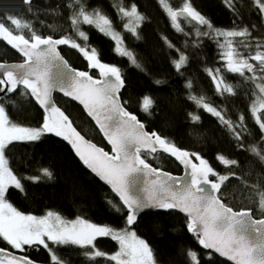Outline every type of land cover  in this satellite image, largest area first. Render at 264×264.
Returning a JSON list of instances; mask_svg holds the SVG:
<instances>
[{
	"label": "trees",
	"instance_id": "obj_1",
	"mask_svg": "<svg viewBox=\"0 0 264 264\" xmlns=\"http://www.w3.org/2000/svg\"><path fill=\"white\" fill-rule=\"evenodd\" d=\"M166 1L172 10L189 9L203 23L178 15L174 20L161 0H0V21L27 39L65 41L60 50L76 68L87 70L90 56L117 68L126 81L122 100L147 129L202 159L212 169L211 178L219 180L225 204L263 218L264 109H258L257 81L264 83V68L239 72L224 57L231 51L249 58L254 51L264 55V0ZM86 13L107 18L123 48L85 20ZM242 31L247 33H225ZM0 60L23 58L0 37ZM91 73L98 76L97 69ZM55 98L79 132L110 151L80 106L58 94ZM0 102L9 122L43 127L45 115L24 88ZM5 154L21 184L10 186L5 200L19 213L53 212L119 230L130 227L121 201L78 160L61 132L10 142ZM148 160L182 172L170 154ZM131 228L148 243L158 264H230L202 250L199 238L188 232L187 219L175 211L146 212ZM49 243L53 249L45 246ZM56 244L26 245L19 251L50 264H117L104 254L118 248L109 235L97 236L92 245ZM97 250L100 255H91Z\"/></svg>",
	"mask_w": 264,
	"mask_h": 264
},
{
	"label": "water",
	"instance_id": "obj_2",
	"mask_svg": "<svg viewBox=\"0 0 264 264\" xmlns=\"http://www.w3.org/2000/svg\"><path fill=\"white\" fill-rule=\"evenodd\" d=\"M179 18H192L177 10ZM0 37L22 61L0 60V98L24 88L45 114V134L61 131L78 160L129 210V225L150 211L176 209L190 219L199 245L230 264H264V218L251 209L235 210L220 197L221 187L203 166L197 167L186 149L170 155L182 166L175 175L156 168L142 153H168L159 133L149 131L122 100L126 81L119 70L90 56L98 76L74 67L63 55V41L54 36L27 39L0 21ZM80 106L103 137L107 150L70 122L55 95ZM0 264H50L0 247Z\"/></svg>",
	"mask_w": 264,
	"mask_h": 264
},
{
	"label": "rangeland",
	"instance_id": "obj_3",
	"mask_svg": "<svg viewBox=\"0 0 264 264\" xmlns=\"http://www.w3.org/2000/svg\"><path fill=\"white\" fill-rule=\"evenodd\" d=\"M166 6L174 20L178 19L175 11L168 7L166 0H161ZM183 9H186L183 7ZM193 15L198 16L193 13ZM85 20L93 21L98 27L117 44V47L123 48L120 42V33L112 29L109 20L97 14L86 13ZM199 17V16H198ZM227 35H244L247 32H225ZM216 35H219L218 33ZM88 57V56H87ZM239 56L231 51L225 59H228L230 69L244 72L245 70L254 71L255 66L264 68V55L258 51H254V55ZM257 77H260L259 75ZM261 78V77H260ZM259 89L258 109H264V83L261 79L257 81ZM2 88L0 87V90ZM42 128L25 127L9 122L3 112L0 102V236L3 238L6 248L18 251L32 244H46L53 242L54 245L64 243L88 244L92 245L99 235H109L116 239L118 248L115 252L106 254L108 258L114 260L117 264H158L152 254L148 243L137 233L134 228L130 227L122 229H114L109 226L96 225L95 223L82 219L68 220L61 215L53 212H47L44 215L19 213L13 206L5 200L6 191L10 186H21L19 179L12 172L7 156L5 154L6 146L13 141H28L38 139ZM59 132L60 131H56ZM146 160L155 157L150 153H142ZM197 162L199 166L207 169L208 173H212V169L208 167L202 159ZM149 161V160H148ZM201 162V163H200ZM219 181V180H216ZM46 247L53 249L54 246L49 243ZM91 255H100L97 250Z\"/></svg>",
	"mask_w": 264,
	"mask_h": 264
},
{
	"label": "bare ground",
	"instance_id": "obj_4",
	"mask_svg": "<svg viewBox=\"0 0 264 264\" xmlns=\"http://www.w3.org/2000/svg\"><path fill=\"white\" fill-rule=\"evenodd\" d=\"M179 10V9H178ZM177 11V10H176ZM63 43L65 44V41H63ZM7 45V44H6ZM64 55V54H63ZM87 61V70L88 71H90V72H92V71H94V69H95V67H94V65L89 61V60H86ZM27 91V90H26ZM28 92V91H27ZM30 95V94H29ZM44 113V112H43ZM45 115V114H44ZM168 147H169V152L167 153V154H171V152L173 151V147L172 146H170L169 144L167 145ZM189 152H190V154L193 156V153L189 150ZM163 153V152H162ZM198 162V161H197ZM194 163H195V161H194ZM201 163V162H200ZM150 164L151 165H153L154 167H156V168H160V167H158V166H155L153 163H151L150 162ZM177 164L180 166V168H181V170H182V166L177 162ZM196 164V163H195ZM197 165V167H200L198 164H196ZM169 171V170H168ZM206 171H207V169H206ZM169 172H171V171H169ZM171 173H173V174H175V175H180V174H182V172H180V173H174V172H171ZM208 173V172H207ZM222 199V198H221ZM125 208V210L127 211V218L129 217V210L126 208V207H124ZM169 211H175V212H177L178 214H180V215H182L183 217H185L186 219H187V228L188 227H191L192 225H190V219H189V217L188 216H185V215H183L181 212H179L178 210H176V209H169V210H167V211H164V210H162V211H158V212H169ZM143 215V214H142ZM139 218H140V216H139ZM138 218V219H139ZM257 218H261V217H257ZM264 218V217H263ZM82 219H84V218H82ZM138 221V220H137ZM136 221V222H137ZM135 222V223H136ZM128 224H129V221H128ZM188 232H189V230H188ZM190 233V232H189ZM191 234V233H190ZM193 235V234H192ZM196 236V235H195ZM198 237V236H197ZM199 238V237H198ZM198 243H199V239H198ZM200 246V245H199ZM200 248L202 249V250H204V251H207V250H205L204 248H202L201 246H200ZM152 251V250H151ZM207 252H209V251H207ZM152 254H153V252H152ZM225 261V260H224ZM37 262H39V261H37ZM45 263V262H44Z\"/></svg>",
	"mask_w": 264,
	"mask_h": 264
}]
</instances>
